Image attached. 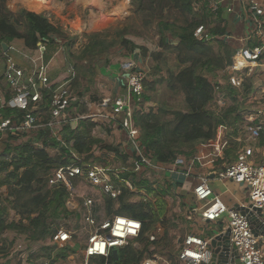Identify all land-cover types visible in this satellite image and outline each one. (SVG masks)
<instances>
[{"label": "built area", "instance_id": "obj_1", "mask_svg": "<svg viewBox=\"0 0 264 264\" xmlns=\"http://www.w3.org/2000/svg\"><path fill=\"white\" fill-rule=\"evenodd\" d=\"M210 12L216 16L228 0H204ZM228 13L233 11L227 7ZM240 17L247 20V31L240 37L223 35L221 39H234L236 42L232 64L225 70L234 85L240 86L249 78L253 70L258 67L264 72V1L249 0L242 7ZM198 41H209L211 37L203 25L196 27L193 33ZM15 51L22 59L31 63L29 68L21 66L8 51ZM45 50L41 43L37 44L36 58H32L30 50H18L13 45L4 52L5 65L2 78L7 90L2 88L0 93V137L5 136L14 141H32L35 146L38 142L36 134L41 131H50L52 136L67 151L65 158L69 161L51 169L46 176L47 187L61 186L68 194L65 206L75 218L76 229L67 227L68 224H59L54 232L45 240L42 246L48 256L35 260V264H109L108 260L115 253L114 250L129 245L140 248L137 240L141 235V222L124 215L113 214L97 219L95 212L96 200L92 197L83 198L80 206L74 207L71 198L75 194L77 184L89 185L96 188L106 198L116 200L124 190L135 192L136 177L152 180L153 177L168 171L165 164L154 162L142 149L139 142V129L133 120L135 111H143V82L147 71L138 67L132 61L124 62L122 69L128 72L126 81V96L116 99L104 97L98 104L94 115H86L78 110L77 104H84L72 88L74 72L70 69V76L59 83H51L46 65L42 63V54ZM216 106L224 107L225 100L214 87ZM126 116L128 148L131 151L129 163L117 166L100 165L95 162H86L78 158L69 145L58 139L59 132L66 126L75 129L81 120L95 117L104 120H114L117 115ZM243 130L250 135L253 143L260 134L264 136V104L257 103L245 110L243 116ZM196 164L201 167H213L214 161L210 155L195 154L189 161L177 157L173 167H184V174L191 172ZM179 172V171H178ZM127 174V177L123 175ZM218 180H229L243 185L248 190V205L258 208L264 215V161L256 163L253 160V146L245 145L238 149L235 160L221 169L212 172ZM202 188H207V178L202 177ZM3 202L0 201V208ZM207 221L226 219V227L230 230V242L235 247L241 264H264V252L259 238L251 231L247 218L235 209L227 207L218 197L201 214ZM70 216V217H71ZM123 221L120 225L119 222ZM162 229L156 228L152 234H146L150 242L157 241ZM85 240L83 248L71 253L78 240ZM210 240L198 236H186L178 246L177 264H207L210 259ZM103 246V250H101ZM55 251H67L65 256H58ZM34 261V260H33ZM37 261V263H36ZM157 259L144 257L139 264H157ZM30 264L28 247L25 243L8 248L5 253L0 252V264Z\"/></svg>", "mask_w": 264, "mask_h": 264}, {"label": "trees", "instance_id": "obj_2", "mask_svg": "<svg viewBox=\"0 0 264 264\" xmlns=\"http://www.w3.org/2000/svg\"><path fill=\"white\" fill-rule=\"evenodd\" d=\"M195 1L197 0H139L137 10L144 13L148 19L158 20V42L155 44L143 34L130 33L123 34L120 41L125 49L130 51L137 49L143 58L152 60L160 58L162 53L175 51L177 62L182 67L176 74L169 73L156 81H165L170 91H182L186 111L157 109L154 112L149 109L148 112L134 113L142 149L154 162L160 164L172 163L177 157L190 155L191 150L198 144L213 139L219 127L230 129V133L236 135L242 130L245 110L257 103L264 104V72L256 67L252 75L244 81L247 84L243 97L237 99L233 96L236 91L229 87L228 93L231 95L232 104L218 111L211 110V103L215 101L214 86L207 75L214 76L216 71L226 70L232 64L235 50L221 39L225 34L222 19L216 16L217 25L211 28L209 24L213 22L214 15L208 9L209 13L198 16L199 14L193 10ZM203 7L208 8L205 1ZM199 25L206 28L211 37L209 41H198L194 37V30ZM50 34L62 36L44 16L25 10L12 12L7 7V0H0V56L4 57L2 45L10 46L16 40L22 41L24 48L30 51L36 50L37 44L41 43L46 51V46L54 42ZM168 35L170 37L166 41ZM96 43H91L90 48V44L88 45L86 54L89 52L91 54ZM213 44H216L217 51H214ZM157 48L160 50L157 51ZM255 77L260 79V84L253 88L252 79ZM154 86L155 80L152 82L144 80V101L149 100L146 90L153 89ZM215 86L222 91L217 83ZM166 116H170V119L164 120ZM91 126L89 119L81 120L75 129L66 126L62 130V138L67 142L73 141L72 149L77 154L89 153L96 144L102 149L116 152L112 146L100 144L97 139L91 137ZM259 136L261 137V134ZM55 144L57 145L56 142ZM260 144H264V140ZM184 148L191 152L184 151ZM10 150H13V154L6 159L5 156L10 155ZM64 152L50 157L44 149H34L30 144L7 147L0 157V187L8 188V200L19 220L9 221L6 210L0 208V236L5 231L13 230L26 235L30 242L44 241L55 232V222L67 217L65 201L68 194L65 189L61 186L46 185V176L50 169L69 162L63 159ZM145 184L146 182L140 181L137 186ZM146 189L150 191L149 187ZM132 196L133 193L124 190L116 200L107 198V211H113L115 201L119 203V208L113 211L114 214L140 221L142 230L137 241L143 243L144 247L141 249L129 245L119 249L116 258L115 255L109 258V264H139L148 255L145 248L158 243L150 242L145 235L154 229L165 212L160 194L156 195L158 204L131 202ZM165 235L164 233V238ZM170 242L171 239L165 245ZM6 251L4 245L0 246V252ZM150 257L156 259L153 255ZM37 258L38 255L33 254L30 257V264H34Z\"/></svg>", "mask_w": 264, "mask_h": 264}, {"label": "crops", "instance_id": "obj_3", "mask_svg": "<svg viewBox=\"0 0 264 264\" xmlns=\"http://www.w3.org/2000/svg\"><path fill=\"white\" fill-rule=\"evenodd\" d=\"M138 1L139 0H39L38 3V0H7V7L12 12L25 10L29 13L44 16L49 24L62 34V36H51V38L55 39L57 42L70 36L86 35L87 48L89 43L92 42L91 38L97 36V39L94 38L97 40V45L102 44L98 47L104 48V46L106 47L108 45L107 42L113 38V35L124 34L129 23L130 25L132 23L136 25V34L140 32L138 27L139 24L142 27L143 23H146L140 21V19H145L146 15L137 10ZM247 2H249V0H228L220 8L216 16L217 18L219 17L220 20L222 19L223 26L225 27L224 35L227 34L228 36H234L236 38L246 33L248 28L247 20H245L244 17H240L239 13ZM31 4L38 6V9L31 10L29 8ZM227 7H232L233 11L228 13L226 11ZM129 33L134 34L133 31H129ZM167 37L166 41L170 36L168 35ZM155 39L156 43L158 38L156 37ZM225 41L233 49L236 47L234 39L230 38ZM16 42L21 44L20 46L22 49H25L22 41L18 40ZM55 46L56 45H52V48ZM57 47L58 46L54 49L58 50ZM63 49L65 52L66 49H68L67 45L64 46ZM159 50L160 48H157V51ZM29 52L30 55L36 53L35 50ZM45 52L44 50L42 61ZM118 53L115 59L110 58L109 60L102 59L97 61L96 66H98L99 74L93 79L95 82V88L93 89H87L88 85H86V81L82 79L80 74L77 73L76 75L74 65H71V63L67 61L66 58H62V56L61 61L58 63L57 71L53 74V79L48 78L51 83L57 84L67 79L68 76H70V69H72L75 75L72 81V88L74 89L73 82L75 80H78L82 86V88L80 87L82 96L80 94L78 96L84 100V104H77L78 110L86 115H94L98 110L97 107L102 98L109 97L111 99H116L121 96H126L128 72L124 71L121 67L124 62L132 61L136 66L145 68L144 62L150 60V58H143L137 49L130 51L120 46ZM35 55V57L38 56L37 53ZM88 56L89 55L86 54V62L87 59H89ZM18 57L20 60H23L20 56ZM18 64L24 66L23 63L21 64L19 62ZM220 72L225 73V70ZM255 79H257L260 84V79L255 77L252 80ZM84 85L86 86L85 88L83 87ZM125 119L126 116L123 114L117 115L114 120L103 121L99 117L89 119L92 123L90 128L91 137L97 139L100 144L109 145L116 149V152L111 151L114 152L112 158L118 161L119 164L129 163V157L131 156V151L128 148ZM230 131V129L219 127L213 139L198 144L190 155L182 158L185 161H189L195 154L210 155L214 161L213 167L209 165L201 167L195 163L191 168V172L186 175L184 174L186 169L184 167H173L172 161V163L165 165H167L169 169L174 168L176 170L174 173L166 171L161 175L153 177L152 180H146L142 176L136 177V190L133 192V196L130 199L131 202L144 201L150 202L151 204H158L156 195L160 194V200L165 211L149 234H152L156 228L160 227L162 229L160 237H162L164 233L168 235V231L164 232V229L167 230V228H164V222H168L170 226L173 225L172 228H177L180 231L183 230V235L176 237L175 240L170 238L171 241L173 240L171 245L173 246L176 264L178 246L181 245L186 236L194 235L202 239L210 240L214 234L227 229L225 218L222 220L207 221L201 215L210 203L213 202L215 197H218L223 204L232 209L236 207H246L248 205V190L245 186L235 184L229 180H218L212 172L223 168L229 162L235 160L238 149L245 145L253 146L254 162H263L264 144H260V142L264 140V136H257L256 141L253 143L249 139L250 135L253 134L249 135V133H246L243 127L236 135H232ZM61 134L62 131L59 132L57 138L65 142L67 146L69 145L73 151V141L67 142L62 138ZM36 135L35 140L38 142L37 146H35L32 141H14L5 136L0 137V157L3 156L7 147L11 148L23 144H30L34 149H44L50 157L61 155L62 152L65 151L63 153V159H67L65 158L66 155H68L67 151L57 142L50 131L44 130L38 132ZM97 150L99 151L95 152ZM106 152L107 150L102 149L101 146L96 144L91 148L89 153L86 152V157L83 158L86 162L98 163V160L102 156L106 158ZM12 154L13 150H10V155L7 157L5 156V158L9 159ZM89 154L92 155L88 157L87 155ZM108 161L109 160H106V162ZM202 177L207 178V188L205 189L202 188L203 184L200 180ZM140 181L146 182V184L144 186H137V183ZM147 187H149L150 191H147ZM86 197H92L96 200L94 214L99 220L113 215L119 208V203L113 201L112 210L114 212H108L106 203L107 198L96 188L87 184L84 186L81 183L77 184L75 194L71 198V203L74 207H79L81 200ZM0 201L3 202L1 208L6 210L8 220L18 221L19 216L15 214L8 200V188L6 186L0 187ZM70 216V213L67 211V217ZM12 232L14 233L10 234L11 232L5 231L0 236V246L4 245V247L7 248V245H9V248H11L18 243L26 244L29 242L26 235L17 233L13 230ZM260 232L264 235V223H262ZM160 237L157 241L161 239ZM258 238L264 252V237L258 236ZM42 243L43 241L41 240L36 242L31 241L30 244L28 243L29 257L37 253L39 247H43ZM43 250L45 249L43 248ZM18 264L20 263L18 262Z\"/></svg>", "mask_w": 264, "mask_h": 264}, {"label": "rangeland", "instance_id": "obj_4", "mask_svg": "<svg viewBox=\"0 0 264 264\" xmlns=\"http://www.w3.org/2000/svg\"><path fill=\"white\" fill-rule=\"evenodd\" d=\"M203 3H204V0H197L193 3V10L196 14H199L198 16L200 15L203 16L206 13H209V10H208L209 8H205V7L202 8ZM212 18H213V22L209 24L211 28L217 25L216 17L213 16ZM140 21L146 22V23L145 24L143 23L142 27L139 24L138 27L140 29V32L138 34L145 35L146 37L154 40V43H155V40H156L155 38L156 37L158 38L159 36V32L157 28L158 20L148 19L145 16V19H140ZM126 29L127 30H125V33H129V31H133L134 34H136L135 33L136 25L134 23H132L131 25L129 23ZM52 35L53 34H50V37ZM122 35L123 34H118L116 36L113 35L112 36L113 38L109 40L110 42L109 41L107 42L108 45L106 47L103 45L104 48L98 47L102 44L95 45V47L92 48L93 51L91 52V54H89L90 52L87 54L89 55L88 56L89 59H87V62H86V35L70 36L58 42L55 41V39H53L54 42L49 43V45L46 46V52L43 56V61H42L43 64L46 65L48 77L50 79H53L52 78L53 74L55 71H57V68H58L57 66H58V63L61 61V56H62V58H66L67 61L71 63V65H74V69L76 70L75 71L76 75L78 73L82 76V79H84V81H86V85H88L87 87L88 90L95 88V82L93 79L96 75L99 74L98 66H96L97 61L102 60V59L109 60L110 58L115 59L118 56L119 54L118 52L121 46L120 41H121ZM94 38L93 37L91 38L92 42L89 43L90 44L89 48L92 45L91 43L97 42V40ZM16 41H14L12 45L18 50H23L20 46L21 44ZM157 42L155 44H157ZM52 45L58 46L57 47L58 50L54 49L56 46L52 48ZM66 45L68 49H66L65 51L66 53H65L63 47ZM213 49L214 51H217L218 48L216 44H213ZM7 53L16 62L18 63L20 62L21 64L23 63L25 67L29 68L31 66L28 60H25V59L20 60L18 57L19 55L15 51L9 50ZM35 54L36 53H34L33 55L31 54V57L36 58ZM4 65H5V58L0 56V93H1L2 88L7 90L5 81L2 78L3 72H4ZM144 65L147 71L146 79L148 80V82H152V80H155V86L153 89H147L146 90L147 92H145L146 95L149 97V100L144 101L143 112H148L149 109L153 110L154 112L157 109L159 110L163 109L166 111H175V110L186 111L187 106L185 103L184 93L182 91H170L166 87L165 81H161V82L156 81V80H159L160 78L163 79L169 73L176 74L182 68L177 62L176 52L168 51V52L162 53L160 58L153 59V60L152 59L147 60L144 62ZM207 78L211 81L214 87L216 83L221 87L222 91L219 89V92L224 97V100H225L224 107L225 108H227L228 106L232 104L231 95L228 93L229 87L233 88L236 91V94H233V96H236L237 99L240 97H243L245 93L244 91L246 90L245 86L247 83L242 82L240 86L234 85L226 73L216 71L214 76H211L210 74H208ZM76 79H77V76H76ZM252 84H253V88H255L256 86L259 85V82L257 79H255V80H252ZM73 87L82 96L81 90H80V87L82 88V86L80 85V82L78 80H75V82L73 83ZM83 87L85 88L86 86L84 85ZM239 100L242 101L241 99ZM210 108L211 110H216V111L219 110V108L216 106L215 101H212ZM169 119H170V116L164 117V120H169ZM194 149L191 151H194ZM98 151L99 150L95 152H98ZM184 151L191 152L189 149H186V148H184ZM113 154L114 152L107 151L106 158L102 156L98 160L97 164H100V165L106 164L109 166L119 165L118 161L113 160L112 158ZM77 155H78V158L86 157V154H83V155L77 154ZM106 160H109V161L106 162ZM75 218L77 219V214H74L73 217L71 216V217H67L66 219L57 220V222H55L56 227L59 224L66 223L68 224L67 227L76 229ZM164 224L166 226V227L164 226V228H167V230L163 228L164 232L168 231L169 234L165 235V238H164V235L160 237L161 240L157 241L158 243L156 245H151L145 248V252H146V255L148 254L147 257L149 258H152L150 257V255L155 256L156 259L158 260L157 264H176L173 246L171 245V243L173 240H175L176 237L183 235V230L180 231L177 228H172L173 225L170 226L168 222L167 223L164 222ZM7 232H11L10 234L14 233L12 232V230H8ZM170 238H173V240L169 244L165 245V243L169 241ZM84 242L85 240L82 241L81 239H79L75 246V249H73L71 253H75L79 251L81 247L83 248L82 245ZM28 243L30 244V241L27 242L25 245L27 246ZM46 243L49 244L48 241H46ZM137 244L140 246L141 249H143L144 247L143 243H140L139 241H137ZM7 248H9V245H7ZM43 248L44 247H41V248L39 247L38 252L35 253L38 255L37 261L38 259L47 256V251L43 250ZM115 252H117V249L114 250V253ZM55 254L58 256H65L67 254V251H55ZM31 256L32 255H30V257ZM33 263L35 264V261Z\"/></svg>", "mask_w": 264, "mask_h": 264}, {"label": "water", "instance_id": "obj_5", "mask_svg": "<svg viewBox=\"0 0 264 264\" xmlns=\"http://www.w3.org/2000/svg\"><path fill=\"white\" fill-rule=\"evenodd\" d=\"M3 51L6 52L8 46L2 45ZM235 210L244 215L249 221L250 228L254 236H263L261 234L262 223H264V215L258 208L251 205L246 207H236ZM262 221V222H261ZM210 259L207 264H241L235 247L230 242V230H222L214 234L209 243ZM116 258V253L114 254Z\"/></svg>", "mask_w": 264, "mask_h": 264}, {"label": "bare ground", "instance_id": "obj_6", "mask_svg": "<svg viewBox=\"0 0 264 264\" xmlns=\"http://www.w3.org/2000/svg\"><path fill=\"white\" fill-rule=\"evenodd\" d=\"M38 3H39V0H38ZM37 4V3H36ZM40 5V4H39ZM43 6V5H42ZM29 8L31 9V10H37L38 9V6H35L34 4H31V5H29ZM40 9V8H39Z\"/></svg>", "mask_w": 264, "mask_h": 264}, {"label": "clouds", "instance_id": "obj_7", "mask_svg": "<svg viewBox=\"0 0 264 264\" xmlns=\"http://www.w3.org/2000/svg\"><path fill=\"white\" fill-rule=\"evenodd\" d=\"M119 224L122 225L123 221H120ZM101 250H103V246H101Z\"/></svg>", "mask_w": 264, "mask_h": 264}]
</instances>
